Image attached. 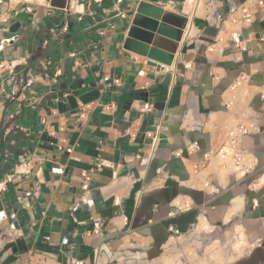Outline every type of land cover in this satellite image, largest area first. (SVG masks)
I'll return each instance as SVG.
<instances>
[{"label": "crops", "instance_id": "1", "mask_svg": "<svg viewBox=\"0 0 264 264\" xmlns=\"http://www.w3.org/2000/svg\"><path fill=\"white\" fill-rule=\"evenodd\" d=\"M259 2L71 0L60 10L51 0H0V181L14 177L0 194V264L140 261L169 244L171 226L187 234L201 219L216 230L241 217L256 249L239 262H264ZM246 3L253 23L231 25ZM143 4L184 19L172 66L127 50H139L129 39ZM242 75L248 82L227 109ZM251 122L261 126L243 141L258 160L253 174L218 160L194 174ZM37 188L30 208L18 205Z\"/></svg>", "mask_w": 264, "mask_h": 264}, {"label": "rangeland", "instance_id": "2", "mask_svg": "<svg viewBox=\"0 0 264 264\" xmlns=\"http://www.w3.org/2000/svg\"><path fill=\"white\" fill-rule=\"evenodd\" d=\"M198 15L204 17V14ZM241 219L216 230L211 227L213 229L209 231L204 229L198 231L195 227L187 234L176 237L174 241L172 240L173 244L170 243L151 258L122 263L119 261L115 264H159V262L168 264L164 261L165 258L171 261L170 264H264L257 259L250 262L249 258L246 262H239L256 249L254 247L256 242L252 241L250 235L252 230L248 231ZM241 233L243 235L240 237Z\"/></svg>", "mask_w": 264, "mask_h": 264}, {"label": "built area", "instance_id": "3", "mask_svg": "<svg viewBox=\"0 0 264 264\" xmlns=\"http://www.w3.org/2000/svg\"><path fill=\"white\" fill-rule=\"evenodd\" d=\"M189 1H196L200 2L202 0H185V4H188ZM249 3V2H248ZM248 3L242 5V7L239 9V14L237 15H231L230 16V22L233 26H239V25H245L249 26L253 23L255 18V12L250 8ZM259 4L261 6H264V0H260ZM219 21H222L221 17H217ZM67 31V28L65 29ZM224 41L222 39L216 40V42L213 45V48L211 49L212 52L218 49L223 48ZM1 69H3V65L0 66ZM248 82V77L246 75H242L235 84L231 87V100L227 104V109H230L234 106L236 103L237 97L235 93L242 87H244ZM116 83H119V81H116ZM260 98L262 101H264V91L260 93ZM109 110H112L115 108L114 105L107 107ZM147 112H151L152 109L147 107L145 109ZM261 126L257 122H251V123H242L239 124L236 128H234L228 136L227 143L221 147L218 150L211 151L207 153L204 156V161L198 164H195L193 166V171L195 175H198L201 170L207 168V166L213 162L214 160H218L221 164H232L236 172H238L241 176L246 178L249 174H253L258 167V160L256 159L255 155L252 154L250 151L246 150L243 147V141L245 138L254 135L258 132H260ZM192 150L196 151L199 148V145L197 143L193 144ZM29 164H26L25 167L29 168ZM24 167V165H23ZM26 173V172H25ZM13 176L7 177L3 181H0V194L4 193L7 190V186L9 183L13 182ZM89 178H85V184L84 188L88 189V183ZM208 187L211 186L213 189L212 191L215 194H219L220 190L216 186H212L211 184L207 185ZM41 189L37 188V190L29 194L28 196H20L18 198V205L25 208H30L31 203L34 200L35 197H38L40 194ZM5 212H0V221H4L8 217ZM194 229V228H193ZM170 233V240L175 239L176 237H179L183 235L180 230H178L176 227L171 226L169 228ZM77 264H84L82 262H78Z\"/></svg>", "mask_w": 264, "mask_h": 264}, {"label": "water", "instance_id": "4", "mask_svg": "<svg viewBox=\"0 0 264 264\" xmlns=\"http://www.w3.org/2000/svg\"><path fill=\"white\" fill-rule=\"evenodd\" d=\"M71 0H51V6L69 10ZM184 19L164 8L153 4H143L137 11L130 34L129 45L138 44L139 50H127L149 60L172 66L174 55L184 37ZM168 43V44H167ZM167 45V46H166ZM169 58V62H166Z\"/></svg>", "mask_w": 264, "mask_h": 264}, {"label": "bare ground", "instance_id": "5", "mask_svg": "<svg viewBox=\"0 0 264 264\" xmlns=\"http://www.w3.org/2000/svg\"><path fill=\"white\" fill-rule=\"evenodd\" d=\"M78 0H74V4L76 5V2H77ZM200 2H196V1H189V3L187 4V6H189L190 8H192L193 6H196V5H198ZM242 204V200L241 199H238V200H236L235 201V203H234V206H233V209L231 210V214L229 215V213H228V215H229V218H230V216H232L233 214H235L236 213V211L238 210V207L240 206ZM238 213V212H237ZM236 213V214H237ZM228 215H227V217H228ZM232 218V217H231ZM229 221V220H228ZM198 231H201L202 229H204V230H211L212 228H211V226H210V224L207 222V220H205V219H201V222H200V224L197 226V228H196ZM242 230V229H241ZM238 232H240V230L238 231ZM244 233V232H243ZM243 233H241L239 236L241 237L242 235H243ZM244 236H245V234H244ZM174 241V239H171V242H169V244L170 243H172L173 241ZM242 240V239H241ZM168 244V245H169ZM173 244V243H172ZM239 245H242V243H239ZM236 247V246H235ZM175 257V256H174ZM164 259V258H163ZM166 259V258H165ZM164 259V261H166V263H168V264H170L171 263V261L170 260H165ZM159 264H160V262H159ZM173 264V263H172ZM220 264H223V263H220Z\"/></svg>", "mask_w": 264, "mask_h": 264}, {"label": "trees", "instance_id": "6", "mask_svg": "<svg viewBox=\"0 0 264 264\" xmlns=\"http://www.w3.org/2000/svg\"><path fill=\"white\" fill-rule=\"evenodd\" d=\"M160 253V252H159Z\"/></svg>", "mask_w": 264, "mask_h": 264}]
</instances>
